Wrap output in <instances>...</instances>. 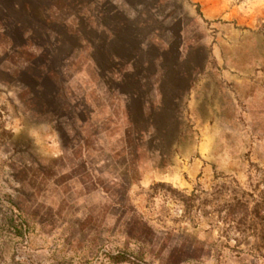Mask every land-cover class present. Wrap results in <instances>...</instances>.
I'll return each mask as SVG.
<instances>
[{"label":"rangeland","instance_id":"1","mask_svg":"<svg viewBox=\"0 0 264 264\" xmlns=\"http://www.w3.org/2000/svg\"><path fill=\"white\" fill-rule=\"evenodd\" d=\"M0 264H264V0H0Z\"/></svg>","mask_w":264,"mask_h":264},{"label":"trees","instance_id":"2","mask_svg":"<svg viewBox=\"0 0 264 264\" xmlns=\"http://www.w3.org/2000/svg\"><path fill=\"white\" fill-rule=\"evenodd\" d=\"M114 260L116 263H123L126 261V258L122 254H119L114 257Z\"/></svg>","mask_w":264,"mask_h":264}]
</instances>
